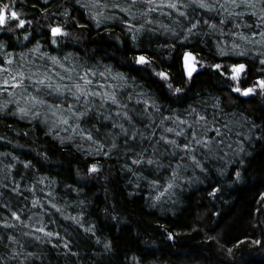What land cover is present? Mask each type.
<instances>
[{
	"label": "trees",
	"instance_id": "trees-1",
	"mask_svg": "<svg viewBox=\"0 0 264 264\" xmlns=\"http://www.w3.org/2000/svg\"><path fill=\"white\" fill-rule=\"evenodd\" d=\"M104 2L125 4V0ZM209 2L215 4L216 0ZM0 3L13 4L21 18L32 21L26 25L28 40L23 38L24 29L0 31V44L5 46L0 48V60L11 52L14 63L8 67L13 71L20 69L17 66L20 62L26 75L47 73L53 84L58 80L56 73L75 78V73L65 69L74 67L79 72L91 67L103 71L107 66L109 76L120 73L124 79L97 76L96 81L115 92L121 104L128 106L126 110L133 120L116 117L118 108L111 102L101 111L112 113L113 121L124 123L130 132L148 137L142 140L137 135L132 140L121 134L118 127L112 128V121L94 113L81 122L82 128L92 132L97 141L94 143L79 131L74 133L71 129L65 131V125L56 126V118L50 114L45 123L44 108L40 109L42 115L38 119L13 115L16 104L0 95V107L7 104L6 111H0V264H264V244L251 243L264 241V200L260 199L264 195V96H240L231 90L232 81L211 69L213 63L222 62L227 67L236 60L245 62L249 75L242 84L248 85L264 75L261 71L264 65L259 63L255 51L246 57L220 56L218 44L230 42L233 37L221 35L203 23L207 20L219 25L222 19H228L232 22L220 25L226 33L237 30L235 24H241L239 30L248 32L243 21L252 23L255 17H228L219 7L208 11L191 0H179L184 16L175 9L162 8L147 17L144 4H137L129 16L119 9L102 6L90 5L86 9L76 0H47V3L0 0ZM66 11L70 15L65 16ZM97 12H103L99 27L93 19ZM149 19L152 23L146 22ZM195 20L202 23L189 34L187 28ZM125 21L137 28L143 24L144 28L130 32ZM57 23L65 24L70 35L53 44L49 25ZM133 35L137 37L135 40ZM37 44L39 51H32ZM189 51L202 62L191 81L182 67L183 54ZM137 54L148 56L152 63L136 64L133 57ZM49 57L59 58L65 68L53 65ZM159 71L169 73L171 79L160 78ZM1 75L2 80L6 74ZM63 83L72 81L65 79ZM25 84L31 93L34 88L30 81L25 80ZM175 87H180L181 93H176ZM47 91L42 90L39 95L49 104L73 103L71 96L47 95ZM89 99L96 100L99 106V98ZM143 101L153 107L146 108ZM192 109L196 112L192 113ZM196 113L206 115L208 126L214 124L224 133L215 137L214 132H209V136L223 139L233 148L238 141H244L243 163L241 156L223 144L211 153L197 148L195 155L207 169L201 171L188 157L181 161L184 153L180 149L160 140L161 136H167L181 144L188 142L185 136H175L164 129L173 127L191 132L187 125L178 127L175 118L179 116L191 123L198 118ZM253 123L257 127L251 128ZM152 132L154 136L149 135ZM113 142L116 148L111 147ZM143 149H147L149 157L155 151L162 166L132 165L136 153ZM28 162L30 166L25 168ZM92 164L98 165V173L88 171ZM236 168L242 171L243 179L233 183ZM174 169L179 172L174 187L157 200L167 188ZM152 181L158 183L153 185ZM5 184L9 187L5 188ZM17 186L18 191L13 192L11 189ZM215 187L221 191L212 196ZM53 203L59 212L51 207ZM11 211L18 212L23 223L14 220ZM67 217L79 218L84 228L94 226L95 235ZM5 221L15 227H4ZM41 224L48 231L58 232L60 239L35 232V227ZM27 232L34 235H25ZM168 233H172V238ZM9 236H15L19 244L12 243ZM66 241L78 255L68 254V249L63 248ZM106 241L112 242L109 252L103 247ZM228 248L233 249L231 254ZM16 251L35 256L11 259Z\"/></svg>",
	"mask_w": 264,
	"mask_h": 264
},
{
	"label": "snow or ice",
	"instance_id": "snow-or-ice-1",
	"mask_svg": "<svg viewBox=\"0 0 264 264\" xmlns=\"http://www.w3.org/2000/svg\"><path fill=\"white\" fill-rule=\"evenodd\" d=\"M47 3V0H45ZM76 3L80 4L83 8H89L90 5L92 7H100L103 8H112V9H119L121 12L126 13L127 15H132V9L137 6V4H144L146 5V10L144 12V16L147 17L149 13L162 9V8H169L175 9L181 16L186 15L185 12L180 11V3L179 0H167V3H164V0H160V3H156V0H125V4L122 5L121 3H105L104 0H89V3H81V0H76ZM191 3L196 5L198 8L205 9L208 11H212L215 8L219 7L223 9L228 17H237L241 18L245 15H250L255 17V20L252 23L248 21H243V28L249 29L248 32L239 30L241 29V24H235L234 30L230 33H226L223 27L220 25H224L226 23L232 22L228 19H222L217 23H209V21L204 20L203 23L208 24L209 27L221 33V35H230L233 39L229 41H225L223 43L218 44V52L220 56H229L235 55L238 57H246L249 52L255 51L256 56L259 57V63L264 65V0H224L223 3L220 0H216L215 4L210 3L209 0H191ZM155 5V7H153ZM235 9H244V11H235ZM65 16L70 15L67 11L64 13ZM103 16V12H97L93 19L96 22V26L99 27L101 24L100 17ZM107 19V17H105ZM135 19V17H133ZM147 23H152L149 19L146 21ZM32 21L25 20L21 18V14L14 10L13 4L8 3H0V31H15L17 29H24L25 35L24 40L29 39L30 33L27 32L26 25L31 24ZM126 24L129 25L128 30L131 32L134 28L136 31H140L144 28V25H140L139 28L136 25L131 24L130 21H125ZM202 23L201 20H195L194 22L190 23V26L187 28V32L191 34L193 30L197 29L198 25ZM50 35L52 37L51 42L56 44L58 39L65 38L70 35L69 31L67 30L65 24L57 23L55 25H49ZM259 37V39H257ZM133 40L137 37L133 35ZM187 38V37H185ZM252 46V47H249ZM258 46V47H257ZM5 47L3 44H0V48ZM32 51H39V44L37 47L32 49ZM23 58V54H21V59ZM53 65H59L60 68H65V65L59 60L57 57H49ZM65 60L68 57H64ZM133 60L136 64L146 66L152 63L151 59L143 54L134 55ZM182 67L183 72L186 75L189 81L192 80L193 75L199 71V66H202V62L197 58V55L193 52H185L182 57ZM14 63L13 54L11 52H6L4 55V59L0 60V74H6L2 80H0V93H7L9 96L15 98L19 97V99H13L9 101V103L16 104V111L13 112V115H19L21 119L24 118H31V119H38L42 115L40 109H45V123L49 119L47 115L50 113L51 117H55L54 124L56 126L65 125L67 126L64 130L67 131L71 129L74 133L79 131V133L84 136L88 141H95L92 132L90 130H85L81 127V122H84L86 118H89L91 115L99 114L102 119L107 121H112L111 127L112 128H119L121 134L126 137H130L132 140L137 139V135L141 137V139H147L143 133L139 132H130L128 128L125 127L124 123H116L113 121V114L112 113H103L101 109H103L104 105L108 102H111L113 105H117L118 110L115 111L116 117H122L123 119L132 122L133 118L126 110L127 105L121 104L117 95L114 91H109L106 86L101 85L99 81H96V77L99 76L104 79H124L122 74L117 73L116 76H109L110 69L105 66L103 71H100L96 68H86L83 71L77 72L76 69L73 67L72 69H65L66 72L75 73V78L73 75H61L60 73H56L58 80L55 84L52 83L51 77L47 73H39L33 72L31 75H26L22 69H17L13 71L11 67H8ZM211 69L214 70L219 76L225 77L226 79L232 81L231 90L240 96L249 97V96H264V75L257 76L255 80L251 82V84L244 85L242 84V80L247 79L249 75V67L248 64L245 62H241L240 60L233 61L227 67L221 63H213L211 65ZM264 72V68L261 70ZM157 75L164 79L170 80L171 77L169 73L164 71L157 72ZM67 79L72 81L71 84L63 83V81ZM25 80L30 81L32 87L35 90V93L32 94L28 91V85L25 84ZM169 88H172L173 85L169 83ZM13 89H21L20 92H14ZM48 90L47 95L56 94L57 96H71L73 103L71 105L65 106L62 102L60 104H49V102L39 95L42 90ZM182 89L180 87H175L176 93H181ZM83 98V99H82ZM89 98H99V106H97V101ZM131 99V97L129 98ZM22 102V103H21ZM137 103H141V101H137ZM145 103L146 108H151L153 105L148 101H143ZM7 104L0 107V111H6ZM119 109H124L123 111ZM196 110L192 109V113H195ZM192 113H189L191 115ZM197 119L193 122L189 123L186 120L181 119L179 116L175 118V122L177 126L180 125H187V128L192 129L191 132H185L183 129L179 131L173 127H165L164 131L168 133H173L175 136H185L188 142L178 143L175 139H170L167 136H161L160 140L164 141L166 144L174 146L175 149H180L184 156L180 159L183 161L184 157H188L192 165L195 168H199L201 171H207L204 164L197 158L195 155L197 148H202L207 150V152L211 153L214 148H218L219 145L223 144L225 148L231 149L236 155L241 156V154H245L244 148V141L240 140L236 143L235 148H233L232 144H225L224 140H216L215 137H222L224 133L220 131L219 128L213 126H208V117L203 114L196 113ZM72 121V123H70ZM203 122V124H201ZM74 124V127H73ZM197 125L200 126V130H197ZM227 128V125H224ZM257 125L254 123L251 125V128H255ZM98 130V129H97ZM251 131V129L249 130ZM209 132H214L215 137L209 136ZM150 136H154L155 133H149ZM239 135V134H238ZM251 139V136L248 137ZM127 143V140L125 141ZM104 145L100 144V149H102ZM112 148H116L117 145L113 142L111 145ZM100 149H97L99 151ZM134 150V149H130ZM223 151V149H220ZM147 149L141 150L139 153H136V158L132 159V165H142L146 164L149 166L155 165L156 167H161V163L155 158V151L151 157L146 155ZM106 155L108 153H105ZM175 153H173L174 155ZM227 155V153H225ZM240 163H243V157L241 156ZM30 166V162L25 163L24 167L27 168ZM180 168V164H177V169ZM88 171L90 173H98L100 171L97 164H92ZM223 174V171L221 172ZM179 172L177 170H173L172 178L167 184V188L164 189L160 193V196H157L156 199L159 200L161 196L164 195L169 189L174 187V181L178 177ZM234 179L232 180L233 183L240 182L243 179V174L240 168H236L233 170ZM158 181H152V184H157ZM5 188H8L9 185L5 184ZM13 192L18 191V186L11 189ZM221 189L219 187H215L210 195L215 196L217 192H220ZM51 195V193H49ZM261 200H264V195H261ZM38 203L34 201L33 204ZM42 206V205H41ZM7 207V205H5ZM52 208L56 209V211H60L55 203L51 205ZM259 211V209H258ZM11 217L16 221H23L21 220V216L16 211H11ZM68 219L74 221L77 225L81 228H84L82 221L77 217H67ZM4 227H15L14 224H10L7 221L3 224ZM86 232H90L95 235L94 226L84 228ZM35 232L43 233L45 236L51 238L55 236L57 240L60 239V234L58 232L48 231L46 227L41 224L40 227H35ZM25 235H34V233L27 232L24 233ZM169 238H172V233H168ZM8 239L14 243L19 244V241L16 239L15 236H9ZM35 239H41L40 236H35ZM97 243H100L99 239ZM240 243H244L241 241ZM251 243L255 246H260L264 244V241L261 240H252ZM238 246V245H236ZM21 247H23L21 245ZM105 252H109L112 250V242L106 241L103 245ZM63 248L68 249V254L71 255H78V253L73 252L70 248V242L66 241L63 243ZM228 253L231 254L233 249L228 248ZM21 255H25V258L35 256L34 253H21L20 251H16L12 254L11 259H17Z\"/></svg>",
	"mask_w": 264,
	"mask_h": 264
},
{
	"label": "rangeland",
	"instance_id": "rangeland-1",
	"mask_svg": "<svg viewBox=\"0 0 264 264\" xmlns=\"http://www.w3.org/2000/svg\"><path fill=\"white\" fill-rule=\"evenodd\" d=\"M20 58H18V60H19ZM18 60H16V61H18ZM18 68H20V69H24L23 67L24 66H20V62L18 63ZM13 67V66H12ZM0 76H2L1 74H0ZM1 80V79H0ZM12 91H14V92H20V89H13ZM32 94H35V90H33L32 92H31ZM2 97H5V98H9V101H12L13 99H19V97L17 96V97H15V98H13V97H11V96H9L7 93H3V94H0ZM48 114H50V113H48Z\"/></svg>",
	"mask_w": 264,
	"mask_h": 264
}]
</instances>
